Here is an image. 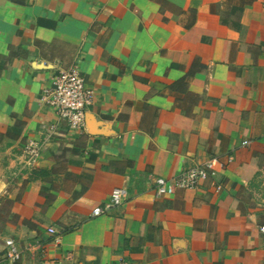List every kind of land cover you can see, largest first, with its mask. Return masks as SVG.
<instances>
[{
	"label": "crops",
	"instance_id": "obj_1",
	"mask_svg": "<svg viewBox=\"0 0 264 264\" xmlns=\"http://www.w3.org/2000/svg\"><path fill=\"white\" fill-rule=\"evenodd\" d=\"M73 64L78 130L41 98ZM260 225L264 0H0V264H264Z\"/></svg>",
	"mask_w": 264,
	"mask_h": 264
},
{
	"label": "built area",
	"instance_id": "obj_2",
	"mask_svg": "<svg viewBox=\"0 0 264 264\" xmlns=\"http://www.w3.org/2000/svg\"><path fill=\"white\" fill-rule=\"evenodd\" d=\"M41 98L60 118L66 120L70 129L78 130L84 125L87 107L94 102V91L81 75L77 65L73 64L67 69L58 71L52 77L51 85L44 89ZM247 143V140L242 142V144ZM39 151V143L27 141L22 149L24 164L32 166ZM213 174L212 160L186 168L170 179H158L155 188L156 195H169L176 189H195ZM125 196V188H113L110 192L109 207L119 205ZM106 212H108L106 208L96 206L92 210V215L97 216ZM259 230L264 234V225H260ZM47 231L50 234H55V230L52 227H49ZM58 238L56 235L55 239L57 240ZM6 249V255L9 259L16 260L19 258V252L12 240L7 241Z\"/></svg>",
	"mask_w": 264,
	"mask_h": 264
}]
</instances>
